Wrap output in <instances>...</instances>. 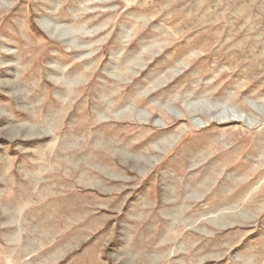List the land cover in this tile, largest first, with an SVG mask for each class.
Instances as JSON below:
<instances>
[{"label":"rangeland","instance_id":"obj_1","mask_svg":"<svg viewBox=\"0 0 264 264\" xmlns=\"http://www.w3.org/2000/svg\"><path fill=\"white\" fill-rule=\"evenodd\" d=\"M0 264H264V0H0Z\"/></svg>","mask_w":264,"mask_h":264},{"label":"bare ground","instance_id":"obj_2","mask_svg":"<svg viewBox=\"0 0 264 264\" xmlns=\"http://www.w3.org/2000/svg\"><path fill=\"white\" fill-rule=\"evenodd\" d=\"M62 1H66V0H62ZM115 2H116V1H115ZM61 4H62V2H61ZM64 5H65V3H64ZM60 6H61V5H60ZM62 7H63V5H62ZM70 7H71V6H70ZM80 7H81V6H80ZM63 8H64V7H63ZM78 9H82V7H81V8H78ZM85 10H86V9H85ZM59 11H60V10H59ZM81 11H82V10H81ZM81 11H80V12H81ZM83 11H84V10H83ZM63 13H64V12H63ZM58 14H59V13H58ZM82 15H83V14H82ZM82 15H81V16H82ZM89 15H91V14H89ZM79 16H80V15H79ZM86 16H87V15L84 14V18H85ZM66 18H67V20H69L71 17H70V16H69V17L67 16ZM74 18H75V17H74ZM74 18H73V19H74ZM76 18H78V17H76ZM76 18H75V19H76ZM62 19H63V18H62ZM86 19H87V18H86ZM63 20H64V19H63ZM70 20H72V19H70ZM76 20H78V21L81 20V17H80V19H76ZM81 21H82V20H81ZM81 21H80V22H81ZM89 21H90V20H89ZM67 22H68V21H67ZM76 22H77V21H76ZM86 22H87V20H86ZM86 22H85V23H86ZM83 23H84V21H83ZM85 26H86V25H85ZM204 27H205V26H204ZM212 29H213V28H211V30H212ZM211 30H210V31H211ZM73 31H74V30H73ZM75 31H77V30H75ZM78 32H79V31H78ZM76 33H77V32H76ZM209 33H210V32H209ZM69 34H70V33H69ZM79 34H80V33H79ZM81 34H82V33H81ZM71 35H72V34H71ZM71 35H70V36H71ZM73 35H74V34H73ZM75 35H76V34H75ZM85 35H87V34H85ZM208 36H209V34H208ZM78 37H79V36H78ZM76 38H77V37H76ZM80 39H81V38H80ZM82 39H83V38H82ZM217 39H218V38H217ZM217 39H215V40H217ZM208 41H209V40H207V42H208ZM215 42H216V41H215ZM204 46H205V45H204ZM204 46H203V47H204ZM210 47H211V46H210ZM205 50H206V49H205ZM22 63H24V62H22ZM240 76L243 77V76H245V75L242 74V75H240ZM195 93H196V91H194V92L192 93V96H194ZM161 96H162V95H161ZM178 96H179V98L182 97L181 92H179ZM190 96H191V95H190ZM190 96H189V97H190ZM166 97H167V96H166ZM162 100H164V98H160V101H162ZM171 103L176 104V101H171ZM195 107H196V110H197V112H198L197 114L201 115L202 117H205V115H209L212 111H215V110L212 109V108H208V109H206V108H200V107L198 106V104H197V106H195ZM217 143H218V142H217ZM205 166H206V165H205ZM206 168H207V167H206ZM216 170H217V169H216ZM203 171H204V170H203ZM212 174H213V173H212ZM203 175H204V174H203ZM209 175L211 176V174H209ZM215 175H216V174H215ZM199 176H201V175H199ZM216 176H217V175H216ZM203 177H205V176H203ZM209 178H211V177H209ZM213 178H214V177H213ZM212 180H214V179H212ZM224 180H225V179H223V181H224ZM205 181H206V179L204 180V182H205ZM223 181H222V182H223ZM200 182H201V181H200ZM207 182H209V181H207ZM214 182H215V180H214ZM214 182H213V183H214ZM224 182H225V181H224ZM198 183H199V182H198ZM198 183H195V184L199 185ZM211 183H212V181H211ZM219 183H220V182H219ZM206 184H208V183H206ZM221 184H222V183H221ZM197 185H195V187H196ZM206 186H207V185H206ZM207 187H208V186H207ZM201 188H202V187H201ZM204 188H205V186H204ZM208 188H209V187H208ZM212 188H215V187H212ZM195 189H196V188H195ZM219 189H220V188H217V187H216V188L214 189V192L218 194V193L220 192ZM211 190H212V189H211ZM196 191H199V192H201V194H203L202 191H200L199 186L197 187V190H196ZM203 192H204V191H203ZM206 192H207V191H206ZM212 192H213V191H212ZM214 192H213V193H214ZM213 193H212V194H213ZM220 193L222 194V190H221ZM212 194H211V195H212ZM217 194H216V195H217ZM213 196H214V195H213ZM208 199H209V198H208ZM208 199H207V200H208ZM248 201H249V200H247L246 207L251 208V206H250L251 202H248ZM217 202H219V201H217ZM23 223H24V222H21V225H22ZM23 225H24V224H23Z\"/></svg>","mask_w":264,"mask_h":264}]
</instances>
